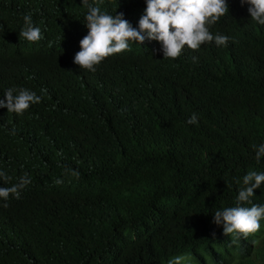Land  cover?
<instances>
[{
  "label": "trees",
  "instance_id": "16d2710c",
  "mask_svg": "<svg viewBox=\"0 0 264 264\" xmlns=\"http://www.w3.org/2000/svg\"><path fill=\"white\" fill-rule=\"evenodd\" d=\"M227 2L210 29L227 46L173 60L157 41L131 43L89 72L74 63L82 0H0V99L10 88L42 98L22 116L0 108V171L12 178L0 186L31 179L7 208L0 199V264H264V220L238 246L214 223L244 176L264 173L253 147L264 144V25ZM89 3L136 28L146 9ZM29 13L38 44L20 37ZM251 201L264 206V185Z\"/></svg>",
  "mask_w": 264,
  "mask_h": 264
},
{
  "label": "clouds",
  "instance_id": "9594fccd",
  "mask_svg": "<svg viewBox=\"0 0 264 264\" xmlns=\"http://www.w3.org/2000/svg\"><path fill=\"white\" fill-rule=\"evenodd\" d=\"M241 4L249 5L248 12L251 20L264 25V0H241ZM87 9L85 16L88 34L80 41V51L76 53L74 63L82 70L95 72L97 67L109 57L131 51L130 44L144 45L146 41H157L162 45L164 58L179 59L187 47L199 51L201 46L215 41L217 46H227L228 37L220 34L213 35L211 27L229 13L227 0H146L145 13L138 22V28L133 27L123 13L115 16L102 12L99 6H93L89 0H82ZM24 28L20 32L30 43L38 44L42 39L41 29L34 25L32 15L23 17ZM8 89L4 94L6 102L0 99V108H7L9 113L22 116L34 104L41 103L42 98L27 89ZM197 124L195 113L187 121ZM256 149V161L264 157V144L253 146ZM72 176L79 178L77 170L67 169ZM0 179L8 184L11 177L0 171ZM62 184L63 180H56ZM31 183L25 173L18 182L11 186H0V199L5 201L4 208L10 197L20 199L23 189ZM244 188L239 190L237 204L214 213V223L223 225L224 234L232 237V243L239 245L241 238L247 240L255 237L261 230L264 220V206L252 204L251 198L255 191L264 185V173L250 171L243 178ZM251 205L250 207L244 205ZM253 245L259 240L254 239ZM190 256H178L169 264H190Z\"/></svg>",
  "mask_w": 264,
  "mask_h": 264
}]
</instances>
